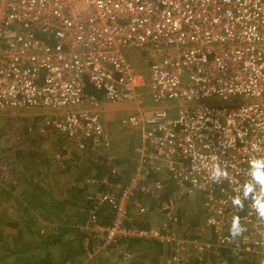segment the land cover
Instances as JSON below:
<instances>
[{
	"label": "built area",
	"instance_id": "built-area-1",
	"mask_svg": "<svg viewBox=\"0 0 264 264\" xmlns=\"http://www.w3.org/2000/svg\"><path fill=\"white\" fill-rule=\"evenodd\" d=\"M132 50L140 51L156 106L142 102L145 109L118 118L120 127L139 130L134 169L127 184L102 178L106 188H93L95 205L111 212L110 222L99 224L94 206L82 225L97 239L94 250L152 237L177 253L190 246L201 254L231 245L228 228L239 214L248 229L245 251L259 264L264 224L247 208L237 213L229 197L247 160L264 154V0H0V111L48 109L53 128L79 150L102 153L108 129L86 85L110 103L140 101L146 81ZM169 101L178 105L157 106ZM214 156L231 183L208 179ZM167 178L177 196H203L202 229L213 241L206 235L191 243L167 225L132 222V211L140 220L148 212L138 191L158 203Z\"/></svg>",
	"mask_w": 264,
	"mask_h": 264
},
{
	"label": "trees",
	"instance_id": "trees-1",
	"mask_svg": "<svg viewBox=\"0 0 264 264\" xmlns=\"http://www.w3.org/2000/svg\"><path fill=\"white\" fill-rule=\"evenodd\" d=\"M86 91L96 96L100 93L89 84ZM43 127L46 131L36 132L30 145L0 150V264H257L245 251V238L240 240L239 247L233 243L201 254L192 247L194 252L184 255L183 247L177 253L173 251L176 245L163 244L152 237L119 238L94 250L97 239L82 228L96 206L91 193L94 187L106 188L100 183L102 178L127 184L134 169L133 133L126 131L112 139L108 131V140L102 143L103 152L95 154L88 147L79 150L66 135L53 128L51 121ZM21 134L31 136L28 128L22 129ZM46 143L51 145L45 147ZM113 145L119 147L117 153ZM87 180L95 183L91 185ZM163 183L160 200L155 203V215L161 216V224L191 243L205 239L206 235L213 241L214 235L202 229L203 196H177L172 178ZM137 194L145 198L141 191ZM172 209L176 220L171 216ZM95 213L99 224L110 222L107 206H96ZM131 215L133 223L150 228L134 211ZM168 247L171 259H167Z\"/></svg>",
	"mask_w": 264,
	"mask_h": 264
},
{
	"label": "rangeland",
	"instance_id": "rangeland-1",
	"mask_svg": "<svg viewBox=\"0 0 264 264\" xmlns=\"http://www.w3.org/2000/svg\"><path fill=\"white\" fill-rule=\"evenodd\" d=\"M130 55H133L135 57L134 59H132V63L135 64L136 59L140 56V51L139 50H132V51H130ZM138 61L140 63V61H142V60H138ZM141 66L142 65L139 64L138 69ZM140 78H141V80L145 79L144 77H140ZM145 81H146V88L141 90L142 94L140 97V99H141L140 101H133L132 103L119 102V104H125V103L131 104L133 107H135V111H133V112H137L138 110L141 111L140 105L142 102L147 103L149 105V107L151 109H153L154 106H156V105L152 104L149 101L148 77L145 79ZM143 92H145V93H143ZM213 101L219 102L220 99H217V98L208 99V102H213ZM202 102H203V100H197L194 103L200 104ZM177 105H178V103L176 101L162 102V103L157 104V106H159L161 108L169 107V106L175 108ZM39 108H42V107H35V108H30V109L22 108V109L0 111V150L4 149V148L11 147V146L13 147L16 145L20 148L26 147V146L30 145L31 139L34 138L35 136H37L36 132L44 133L46 131L45 128L43 127V125H49L51 118L53 117L52 111H50L48 109H44V108H42V109H39ZM117 114H121L120 116H122V115H127L130 113L123 110L121 112H118ZM33 125H34V127H33ZM27 128L29 129L31 136H25V135L21 134V130L22 129L25 130ZM42 128H43V130H42ZM47 129L52 130L50 127ZM132 130L136 131V129H132ZM137 131H139V130H137ZM45 145H46L45 147H49L48 145H51V144L46 143ZM113 146H114L115 152L117 153V150L119 149V147H117L115 145H113ZM197 195L202 196L201 194H196V196ZM143 199L145 200V202L148 206V212L144 216H141V219L143 221L149 223L151 227H158V226L162 225L161 222L163 219L161 218V216L159 218L157 215H155L156 214L155 211H157L156 210L157 206L155 205V202H153L150 199L148 200L147 198H143ZM196 199H198V198L196 197ZM196 199H192V200H196ZM183 206L185 207L186 203H183ZM168 248H169V254H168L167 259H171V258H173L171 256V251H170L171 247H168ZM175 250H176V248H173V251H175ZM185 250H186V252H182L184 255H185V253L188 254L190 251L194 252L190 246H187L185 248ZM191 256L192 255H189V258ZM190 260H192V259H190Z\"/></svg>",
	"mask_w": 264,
	"mask_h": 264
},
{
	"label": "clouds",
	"instance_id": "clouds-1",
	"mask_svg": "<svg viewBox=\"0 0 264 264\" xmlns=\"http://www.w3.org/2000/svg\"><path fill=\"white\" fill-rule=\"evenodd\" d=\"M253 150L261 151L258 145H253ZM208 179L215 184L222 181L232 182L228 168L224 166L219 156H214L212 162L207 165ZM244 179L237 182L234 188V195L229 197L232 208L238 212L250 210L260 224H264V154L253 155L247 160V166L244 171ZM247 226L242 222L239 214H233L228 228L227 241L229 244H236L244 238L247 232ZM264 238V234H262ZM259 264H264V258H261Z\"/></svg>",
	"mask_w": 264,
	"mask_h": 264
},
{
	"label": "crops",
	"instance_id": "crops-1",
	"mask_svg": "<svg viewBox=\"0 0 264 264\" xmlns=\"http://www.w3.org/2000/svg\"><path fill=\"white\" fill-rule=\"evenodd\" d=\"M139 59L137 58V61ZM142 65V61H140V63ZM139 72L140 75H142L141 77H144L145 79L147 78V70L145 65H142L139 68ZM142 89L146 88V85L143 84V86H141ZM97 93H101L100 90H96ZM99 93V95H97L98 101H99V109L101 111L102 117L104 119V123L110 133V136L112 139H116L118 137H120L121 135L125 134L126 131H128L129 133H133V140H132V152L133 151V147H134V143L137 141L138 139V131L136 130H132V129H128L127 128H122L120 127V125L118 124V118L121 114H117L118 112H121L123 110L129 112V113H134L133 111H135V107H133L131 104L133 101H129V103H125V104H119V103H110L106 100H104L103 96ZM145 93V92H143ZM140 94H142L140 92ZM141 97V96H140ZM141 108L145 109V105L144 103H142L140 105ZM30 109V108H29ZM42 109V108H39ZM113 111V112H112ZM130 130V131H129ZM124 131V132H123ZM66 149H68V147H66ZM90 198V197H89Z\"/></svg>",
	"mask_w": 264,
	"mask_h": 264
}]
</instances>
